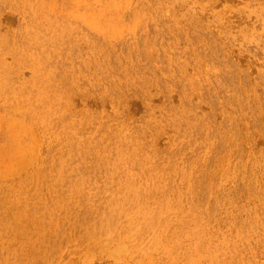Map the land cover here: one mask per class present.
Masks as SVG:
<instances>
[{"label": "rangeland", "instance_id": "374dc122", "mask_svg": "<svg viewBox=\"0 0 264 264\" xmlns=\"http://www.w3.org/2000/svg\"><path fill=\"white\" fill-rule=\"evenodd\" d=\"M0 264H264V0H0Z\"/></svg>", "mask_w": 264, "mask_h": 264}]
</instances>
